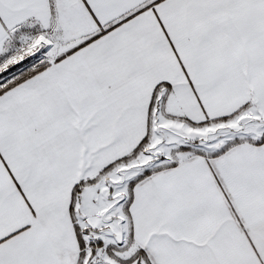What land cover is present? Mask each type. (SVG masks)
<instances>
[{
  "label": "snow or ice",
  "instance_id": "1",
  "mask_svg": "<svg viewBox=\"0 0 264 264\" xmlns=\"http://www.w3.org/2000/svg\"><path fill=\"white\" fill-rule=\"evenodd\" d=\"M0 264H264V0H0Z\"/></svg>",
  "mask_w": 264,
  "mask_h": 264
}]
</instances>
